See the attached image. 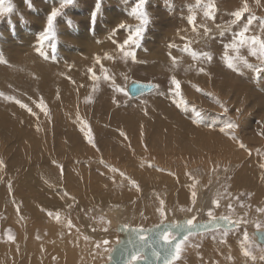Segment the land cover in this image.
Returning <instances> with one entry per match:
<instances>
[{
  "label": "rangeland",
  "instance_id": "rangeland-1",
  "mask_svg": "<svg viewBox=\"0 0 264 264\" xmlns=\"http://www.w3.org/2000/svg\"><path fill=\"white\" fill-rule=\"evenodd\" d=\"M174 1H176V2H174ZM5 2H6V6H7L9 0H5ZM10 2L12 5H14L13 11L11 13L7 14L6 16H0V54H2L4 59L9 63L8 64V63L0 62V73H1L0 74V82H2V83L4 82L3 84L6 83L5 85L8 88H12V86H16V87H14L13 92H10L8 94H4L3 97L0 96V108H1L0 112L3 111L4 113H6L5 111H7V113L9 115H11L12 119L6 120L9 127L12 128V121H14V122L23 123V128L18 132H14L12 129L8 128V129H10V132L13 131V133L11 132L12 136H10V135L8 136V135H6V133L2 134L0 136V138H1L2 136L5 135V137H2L0 140V147H1L0 148V158H2L3 160H5V159L6 160L11 159L12 160V157L14 156L13 154H16V153L22 154V152H24V150H23V146H24L25 147V155H24L25 161L22 164V165H24L27 161V156H26L27 153H29L31 159L33 158V154L35 156L40 157L38 154L40 152H34V153L31 152L29 150V143H27L25 141L26 140L25 136L30 132L33 133V131H30V129L33 126H36L38 122H37V120H32V118L29 114H25V111H27V110L24 108H21L20 105L17 104L14 100H9V99L5 100V98L9 97V96H14V97H16V99L23 101V103H26V101H29V99L32 100L33 102H35V104H36V102H38L39 98L35 94H32L30 97V95H28L30 92V89H26V87H25L26 85L28 86V84L31 85L29 80L32 79V81H34V79H36V77H37V74H35L36 69H35V71H33L35 68V65H36L35 63H37L39 65L38 67H42L43 69H46L47 70L46 72L47 73L49 72L50 74L61 75V73L66 69L64 71V73L61 75L62 80H64L66 75H68V77L75 78V76H71L72 71L74 74H80V73L85 72V70L87 71V69L89 68L85 65L83 60L76 59L77 56H79L81 53L84 54V55L82 54V57L84 59L87 58L86 61L89 60V62L94 63V57L97 54H102L105 51H114V49H115L114 44L109 39L110 31H105L107 34L106 35L105 32L103 33L101 30H106V28H107V30H110V29L116 27V25L121 21H126L129 24L137 23L135 18L130 17L128 15V12H130L131 8L134 7L136 0H103V14H102V16L99 17L98 24L96 25V28H95V26L89 27V24H88L89 19H90L89 15L94 8L95 0H76L75 4L69 5L68 7H66L64 9L63 15L57 18V20H56L57 35L51 41V43L56 44L57 47H56V50L53 51L51 48V45L48 42H45L44 51L47 53L46 57H42L39 53H37L35 51V48L38 46V40H39V36H40L41 32L46 27L47 15L51 12L53 7H59V4L62 2V0H32V4H34V5L31 9L27 7L26 0H10ZM207 2H208V0H149V3L146 5V8H147V11L149 12L151 22H150V25L146 31L145 38L142 41L141 47L136 49V58H137L138 62H132L131 60H129L127 63H125L123 61H118L115 63L111 62V64L113 63L112 68H111V67H108L111 64L107 65V62H108L107 60L103 61L104 65L106 67H108L109 70H113L112 73L115 76L118 75V77H115L116 79H118V80L115 79L116 80L115 83L117 85H119L120 87L127 89L128 90V96H125L123 93L117 92L110 82H107V81L104 82V80H103L100 83L99 87H97V89H99V90H97L94 94L89 95V96L93 97V100L95 103L94 102L93 103L85 102V106H84L81 102L79 103V102L73 101V100H70L67 102L68 103L67 105H69V106L71 105L70 106L71 108H72V106H73V109H75V107H76L78 113H79V110H84L83 114L85 116H81V114L79 113L80 117H83V118L89 120V123L92 126L93 133L95 135L97 147L99 145V147H98L99 152L98 153H100V154L98 156H96L94 154V156H92V157L86 156L87 158H85V157L82 158V156H81L80 160L76 159L74 161L69 162L67 160L72 158L73 155L70 153H68V154L60 153L59 154L60 156H65V158L61 159V161H60V164L63 165V175L62 176L67 175V177H68L69 170L72 168V164H73V166H79L81 170L88 172L90 174V176L92 177L91 180L96 181L93 185H97L99 187V189L102 188L100 186L101 182H104V183L113 182L114 184H117L113 187H110L108 192L105 191L109 196H111L113 198L117 194H120L119 197H121L120 199H115V200H112V201L106 203L109 205V209L111 207L119 209L120 212H119V215L117 218L121 219V220L124 216L123 214L127 213L126 214L128 217V218L126 217L127 219H129L130 216H132L133 217L132 220H130V221L126 220V221H128L129 224L131 222V224L133 225L132 227L134 229L147 230V229H150L154 226L159 225V223L160 224L169 223V219H167V218H169L170 216H173L174 214L176 215V216H174L176 223L183 222L186 224L187 219L191 218L193 213H191V215H187L186 211L180 210L181 208L190 207L191 202L189 204H187L188 206L186 205V207H185L183 205L180 206L178 204L177 198H175L174 200H173V198H172V200L170 198V197H172L171 195H172L173 190H174L173 187H175V179L181 178V177L185 178L187 180V181L184 180L186 183L180 182L177 185H182V184L185 185L186 184L188 187H190V185L192 184L193 181L190 179V177H189V175H187V173H191L192 176H194L199 181V183L197 184L196 190L198 193V197L201 199L204 198L203 202H205V200H207L209 197V194H207V192H209L210 187L214 186L213 188H215L214 194L211 195L212 196L211 197V203H212L214 197L216 196L217 192L224 193V198L221 200L222 205L220 204L221 206L216 207L212 203V207L208 208L207 210H205L203 212V213H205V215H207V212L209 209H212L214 211V214L217 217L224 216V215H230L234 221V224H235V221L237 220L238 217L243 216L247 220L248 225L251 224L253 234H250L249 232H247V230H248V228L246 227L247 223L240 224L239 226H237V224H236L235 226H233L230 229L209 230V231L205 232L202 237H199V235L194 236L189 241V245L192 246V247L190 246V248L193 251H196V253L199 256H201L202 258H207L208 261H212L215 263H217L219 261V256H222L223 259H225V257H226V260L228 261L229 264H254V261L256 263V260L253 261L250 257H244L243 248L241 247V241L243 240V233L247 232L249 235L250 241H251L250 243L247 244V247L249 246L248 248L252 252L253 255H255L257 257L262 256V254L260 255V253H262L261 248L264 249L262 247L263 244L259 243L256 240V235H255L254 231L259 229L256 227L257 222L264 224V213L257 211L258 208H264V197L260 198L258 200H255V201L251 200L250 196H248L242 190V188L235 187V184H237L236 182L233 181L231 183L229 179H231L232 176L236 173H238V174L242 173V170L245 168V166L252 159L254 160L255 166H260V169H262V170L264 169L261 167V165H264V136L260 135V132L264 131V129H263L264 128V115H263L264 114V105L262 104L263 102L262 103L258 102L256 97H255V95L259 96L258 94H260V97H262L264 95L263 94L264 90H262V89H264V87H263L264 86V73H261V75L259 77H257L256 74L253 73L254 71L252 69H248L245 67L241 68V72L243 74H241L240 72H236V71L233 72V70L228 69L226 67L225 63L222 61L223 53L226 50L225 46L227 44H229L231 42V40L233 39V33L239 32L240 28L243 26V23L246 22V19L248 16V14H245V19L240 21L236 25L229 24V22L232 19H234V17L231 15V13L241 6L242 0H226V5L223 4L222 0H215L216 5H217V10L215 13L216 18L214 21H212L211 19L205 18L203 16V11H204L203 5L206 4ZM248 2H249V5H250L252 11L255 13V16L257 19H255L253 21V24L250 26V30L248 33H246V35H261L262 34L261 36L264 37V35H263L264 33L260 32V26H261V24H264V7H256L255 0H248ZM175 3H177V4H175ZM261 3L264 4V0H261ZM46 5H48V6H46ZM83 8H85V10ZM41 10H43V11H41ZM185 10H186V12H185ZM37 11L39 14L37 13ZM72 11H73V13H72ZM193 12H195V14L197 16V24L207 23V26L212 29L211 33H209L208 35H205L202 29L199 31V33H193L192 32V30H191L192 26L188 23L187 17L189 15H192ZM119 14H121V16ZM122 15H124V16H122ZM113 18H114V20L112 21L111 19H113ZM33 19H35V20H33ZM80 19H82V20H80ZM86 19H88V20H86ZM69 20H71L72 23H69L68 22ZM81 21H83V22L80 23ZM109 22H111V23H109ZM106 23H107V25H106ZM64 25H66V26H64ZM82 25L85 26L86 29L85 28L83 29ZM216 25H220L221 29L227 27L229 30L225 31L224 35L221 36V35H219V31L221 29H216L217 28ZM125 31H126V33H124ZM96 32H97V34H96ZM162 32H163V35H162ZM101 33H102V35H101ZM123 33L127 35V29L120 30L117 33L116 37H117L118 41H122L121 38H124ZM165 33L167 36H164ZM80 34L84 35V37L82 36L83 37L82 39H83V41L85 40L86 42L85 41L83 42L82 39H79ZM174 34H175V36H174ZM184 34H186V35H184ZM85 35H86V37H85ZM91 35L92 36L94 35L95 37H97L95 39L94 38L92 39L91 42H93V44L89 42V37ZM157 35H159V36H157ZM23 36H25V37H23ZM180 36H181V38H180ZM116 37H115V39H116ZM182 37H187L188 39L185 40V39H182ZM28 38H31L33 40L32 41L28 40ZM78 40L79 41L81 40L80 42H83L85 44L87 43V44L86 45L84 44V46H83V43L77 42ZM188 41H191V48L193 51H197V52L210 51V52H212V54H213L212 63L211 64H207V63L201 64V61L193 59L191 57L190 53L182 51L184 44L187 43ZM27 42H29V43H27ZM31 42H33V43H31ZM72 42L76 43V44H73ZM88 42L91 45H88L89 44ZM104 42L106 45L102 44ZM171 43H175L176 45H178V47H176V48L168 47V45ZM23 44H24V46H23ZM26 44H29V45H26ZM30 45H32L31 46L32 48L30 47ZM96 45L100 46L99 47L100 49ZM101 45H103V47ZM29 47L31 48L32 51L29 50L30 49ZM66 47L68 49L71 48V49H69L70 51L68 49L64 50ZM73 48L76 50V53H78L77 49L80 48L79 52H81V53L76 54ZM84 49L86 51H84ZM95 49L96 50L98 49V50L96 51ZM26 50L30 51V52L25 54ZM71 50L74 52L72 53ZM88 50H89V52H87ZM65 51H67V52H65ZM228 51H229L230 55L234 54L232 52V50H228ZM23 52H25V53H23ZM68 52H70V53H68ZM152 53H154L155 55H153ZM169 53L171 55H169ZM241 54L247 56L250 63H259L255 57H251L249 55V53L246 49L242 48ZM27 56H28V58H26ZM67 56H69V57H67ZM70 56L73 60L70 59ZM73 56H75V58H73ZM172 56H175L179 62L174 73L170 71V69L172 68V65L170 63ZM163 57L165 58L164 60H166V61L163 60ZM9 58H10V60H9ZM51 60H53V61H51ZM67 61H74L73 65H75V67L69 66ZM52 62H53V64H52ZM19 63H22V64H19ZM62 63H64V66H62L63 65ZM25 64H28L29 67H28V65L25 66ZM82 64H83V66H82ZM55 65H56V69L54 67ZM159 66H161L162 69ZM200 66H204L205 68H207L210 75H204L202 73L199 74L197 69ZM79 67H81L82 69ZM95 67L98 69L97 74L100 75L101 69H100L99 65H96ZM157 67H159V68H157ZM11 69H12V71H11ZM51 69L57 70V72L56 71L53 72ZM122 69H123V71H122ZM163 69H164V71H163ZM116 70H117V72H116ZM126 70H128V72ZM229 70L232 72L230 73ZM121 71L123 72V74L127 75V77H128L127 79H124V75H122ZM224 71H225V73H224ZM3 72H4V74H3ZM13 72H15V74ZM232 73H234V74H232ZM21 74H23V75H21ZM172 74H175L176 77L182 83V95H183L184 99L188 102L187 111H185V109L180 106V104H179L180 97L174 96L173 93L171 91H169L170 75H172ZM189 74H190V76H189ZM191 74H192V76H191ZM6 75L9 76L8 79H5V78H7ZM229 76H230V78H229ZM18 77L23 78V79H21L20 83L21 84L23 82L25 83V85L23 86L25 88V92L17 91V89L20 88V86H21V84H18V80L16 82V78L18 79ZM27 78H29V79L27 80ZM2 79L6 80V81H3ZM37 79H38V77H37ZM207 79H209V80L207 81ZM11 81L13 82V84ZM36 81L38 83L41 80H36ZM36 81H34V82H36ZM72 81H74V80L73 79L69 80V83H68L69 85L68 84H62L63 86L59 85V84L53 85L54 87L51 90H52V93L54 94V99H57V93L54 91L57 88L59 91H66L69 88L70 90L68 89L67 91H71L75 95L78 92L77 89H79V86L76 82L73 83ZM132 81H142L144 83L155 84V85H158L159 88L154 89V90H152V91H150L144 95L132 97L130 95V92H129V89L127 86ZM184 81H186V82H184ZM26 82H28V84ZM55 82L61 83L63 81L57 80ZM232 82H233V84H231ZM89 83L91 84V83H93V81L91 80V82H89ZM221 85H223V86H221ZM194 86H198L199 88L204 89V91L201 92L202 94L200 93V91H196V87L194 88ZM244 86L245 87L249 86L246 89H248L249 92L256 91L257 94H256V92H255V94H251V95L247 94L246 89L243 88ZM84 87L85 86L83 85V88ZM84 89H86V88H84ZM188 90H190V91H188ZM225 90L228 91V94H226L227 91H225ZM27 91H28V93H26ZM36 91H37V89H36ZM219 91H220V94L222 96H220V94L218 95ZM259 91H260V93H259ZM189 92H193V94L192 93L190 94ZM195 92L200 93V94H196V96H195ZM208 93H214L216 96L220 97L222 100L227 101L228 107L230 109L229 113L224 114L220 108L218 109L219 105L214 103L212 96L208 95ZM193 96H195V97H193ZM59 97H61L60 93H59ZM114 97L116 100L120 101L119 105H117L113 102ZM167 97H170V99H167ZM164 99L166 100V108L161 107V109H159L158 106L154 105V104H156V102H158L160 100L163 101ZM242 101H243V103H242ZM145 102H146V105H145ZM4 103H6V104H4ZM77 103H79L80 105ZM213 103H214V106H213ZM238 104H239V106H237ZM69 106H68V108L65 107L63 111L69 109ZM145 106L148 108L147 115H145L143 110H142V108ZM85 107H86V109H85ZM95 107H98V108L95 110ZM182 108H183V110H182ZM236 108L241 109V113L239 114L238 118H237V113L235 112ZM87 109H88L89 113H88ZM164 109H165V111H169L170 113H172L173 116H177V117H173V118L168 117V119H170L171 122L165 123L167 121V116H164V114H163ZM181 110L184 113H182ZM195 111L200 113L201 118L202 117L203 118L208 117V118L207 119L204 118V120H202L203 118L201 119L199 117V120L201 119L200 122H202V123H200V122L197 123L196 121L198 120V118L196 116ZM19 112L22 115H20ZM188 112L191 114H189ZM216 112H217V114H216ZM186 113H188V114H186ZM52 114H53V112L51 110L50 118L53 117ZM60 114L63 115V112H61ZM92 115H93V117H92ZM95 115L97 116V118ZM184 116H185V118L189 117L190 120L192 118L193 122L197 123L196 125L194 123V125L198 128H202L201 130H203V131H206V129H205L206 127L210 129L212 127L211 125H214V127H215V126H218L220 124L222 125V124L226 123V120L238 119V123L240 124V127L238 128L239 130L238 129L235 130L236 134H237V136L239 135L238 137L242 141H244L243 139H245L244 135L247 137L250 136V142L248 144L245 142L244 144L247 145V149H251V155H249V153L246 149H241L238 146V143H236V145H235L236 149L234 151H232V152H221L225 145H224V143L221 142V137H219L218 138L219 139V145L218 146H219V148H220L219 150L221 152L219 155L217 153L213 152L212 153V154H214L213 157H212V155H210L209 158H205V159H201L200 157H196V158L188 157L187 160L181 159V161H180L179 158L181 156L178 154H173V155H171V159H169V161L164 159L165 161L159 162L158 157L154 158L153 154L150 153L148 150L149 143L151 142L150 140H152V137H154L155 135L166 137L169 135L178 134V130H180V129L183 130L185 135L187 134L186 131H189L191 134H195L194 127H193L194 125L190 124L189 122L180 120V118H184ZM76 117H78V115H76ZM73 119H72V116H70V121H72L71 123L72 124L74 123L73 125L76 126V123H75L76 119L75 118H73ZM208 119H210L211 121H214V122H212L210 124L211 121L209 120L210 121L209 122ZM212 119H214V120H212ZM216 120L218 122L220 120V121H222V123H218ZM139 121H141L140 125L138 124ZM203 121L205 122V125H206L205 128L203 127V125H204ZM247 122L249 124L244 128V126L247 124ZM256 123H257V126H256ZM56 124H58V123L56 122ZM77 125L79 126L78 123H77ZM141 125H143L145 127V129L143 127V130H144L143 141H141V138H140ZM74 128H76V127H74ZM1 129H3V128L1 127ZM97 129H98V131H97ZM118 129H122L124 132L127 133V137H128L127 140H125L119 134V132L117 131ZM4 131H6V130H4ZM34 132H36V131H34ZM42 132H46L47 134H50L49 137L54 139L53 143L55 141L54 145L58 144V142H60V139H62L64 137V136H60L61 135L60 133L55 134L54 125H53L52 129L51 128H43ZM179 134H183V133L180 132ZM240 134H243V135L241 136ZM80 135L81 134L77 133V136L80 137ZM165 137H164V139H165ZM39 138H40V135H39ZM8 140L10 141V143ZM40 140L42 141V139H40ZM57 140H59V141H57ZM129 142L131 145L130 147L128 146ZM21 143H23V145ZM73 143L80 146L78 142L75 143V141H74ZM139 144H140V146H138ZM9 145H10V147H9ZM144 145H147V151H145ZM109 146L112 147L111 150H110ZM135 146H137V147H135ZM215 146H216V144H214V147ZM44 148H45V146H44ZM53 148H55V147L52 146L51 150L55 151ZM156 148H158V147H156ZM11 149H13V150L11 151ZM108 149L110 151L109 156L107 155ZM94 150H96V149H94ZM257 150H259V154H258ZM4 151H7V152H4ZM240 154H246L248 156L245 158V160L241 161V160H238V158H243V157H235V156H238ZM103 155H105V156L107 155V157L104 158L105 160L102 159L103 160V163H102L101 158ZM256 155H257V157H256ZM140 156L141 157L143 156V157L141 158ZM82 161H84V162H82ZM7 162H9V161H7ZM67 162H68V164H67ZM133 162H134V164H133ZM77 163L79 165H76ZM115 163H117V165ZM90 164H91V166H90ZM140 164L143 166H141ZM151 164L157 165L156 168L155 167L152 168L150 166ZM162 164L164 167L162 166ZM146 165H149V166H146ZM172 165H173V168H172ZM185 165H187V166H185ZM238 165L242 166L241 170L237 169ZM115 166L117 169L124 172L128 177L135 179L139 183L141 191H136L134 188H132V186L129 185L130 183L127 182L128 180L121 177L119 172L113 173L111 171V168L115 167ZM135 166H137V167L139 166L140 168L141 167H143V168H141L142 169L141 170L139 167L135 168ZM64 167H66L67 170H66V168L64 170ZM97 167H100V170ZM162 167H163V169H165V171L159 172V169H161ZM213 167H215L217 169L215 172L212 171ZM144 168H146V169H144ZM154 168H155V170H153ZM156 169H158V170H156ZM225 169H227V171H225ZM57 170L59 172L58 174L60 175L61 173H60L59 168H57ZM5 171H6V173H5ZM156 171H158V172H156ZM178 171L180 173H178ZM183 171H185V172H183ZM169 172H171V173L176 172V173L173 176V175H170ZM1 173H2V176L0 177V207H1L0 208V264H25L23 262L26 261V259L28 258V255H27V252H26L24 246L27 245L26 243H28V240L33 239V240H38L41 242L46 237L52 235L49 232L50 226L52 227L53 226L52 224L54 222H57V221H55L53 218L47 216V211H54V212L59 211L60 212V211H62V208H59V203H54V202L53 203L52 202L47 203L48 201H45L44 196L40 197L35 192L34 193H35L36 198H32L31 201H29L27 199V196H26V191L23 193H20L15 189V184H16L15 181L20 180L22 183H26L28 185H30L31 181L27 178H25V180H26L25 181L24 176H23V178L17 177L18 175H20V173L19 172L14 173V171H10V169H8L7 165H6V168L1 171ZM101 173H103L104 175ZM113 176L115 178H117L119 181H113V179H112ZM205 177H206V179H205ZM171 180L174 181V185H172L170 183ZM9 182H11V189H9V187H8ZM205 182H207V184ZM127 184H128V186H127ZM142 186H144V187H142ZM254 186H256V185H254ZM225 188L227 189V192H224ZM177 189H180V188L177 186ZM24 190H25V188H24ZM200 191H201V193H200ZM60 192H63V193L67 192L69 194L68 197H69L70 203L72 204V207L68 208L66 206L67 209L64 210V213L67 215L66 219L61 220V222H57V223H66L65 221H67V219L70 218L72 220L73 224L75 225V227H78V225L76 224V221H77L80 224V226L83 227V229L82 228H81V230L77 229L75 231V234H73L72 228L69 229L67 227L64 231H61V232L59 231V232H57V234L53 235L55 237V239L52 241V244H58L60 242L61 238L64 239L65 237H69V242L78 243L80 246H87L89 244L90 248L91 247L93 248V246L95 245L96 242L101 241V240H107L108 244L101 247V249L107 250V252L103 253L101 251L99 257H102L105 260H109L108 258L111 257L109 254V250L114 248V246H115L114 242L116 243L119 241V238L117 241V239H116L117 237H115L113 235V229H112V227L117 225V224H112V225L110 224L111 226L109 224H103L102 225V222L99 219L100 215H103L105 217V219L107 221H109L107 216L105 215L106 213H104V211H101V213H104V214H101L99 212L94 211V210L98 209L95 206L92 208H89L88 206L77 205V203H76L77 197L75 196L76 192L69 189L66 186V183L61 185ZM157 193L159 194V198H163L166 202V219L162 220L159 213L156 212L159 215L158 216L156 214V217H157V219H158V217H160L159 218L160 221H158L159 219L157 220L156 217H154L153 220H151V219L148 220L147 218H151V216L145 215L144 211L148 208H151V206H150L149 202L146 203L145 201L154 200L158 204V202H157L158 197L155 195ZM72 197H74L75 200H72L71 199ZM199 198H197V200ZM3 202L5 205L3 204ZM156 203H155V205H157ZM168 203H170V204H168ZM28 204H31L30 206L32 208H34L33 213H30L29 210H27ZM228 204L232 205V208L235 209L234 212L231 211L228 207H226ZM242 204L246 205V207H241ZM17 205H19V209H20L19 212H17V210H16ZM104 205H105V203H104ZM80 206H82V207H80ZM136 206H137V210H136ZM115 210H112V211H115ZM133 211H135V214H133ZM200 211H201V208H200ZM81 212L86 214V217H88V218L90 217L88 220H86V222H84L82 220L80 222L78 219H73L70 217L71 214H78L79 216H81ZM169 213H170V215H169ZM65 214H62L64 216V218H65ZM129 214H130V216H129ZM180 214L183 216H181ZM256 214H257V216H256ZM152 215H153V213H152ZM168 215H169V217H168ZM200 215L201 214H197L196 218ZM93 216L96 217L95 221L92 219ZM21 217H23V219H21ZM24 218H26V219H24ZM179 218H181V219H179ZM155 219H156V221H155ZM43 221H44V223H43ZM196 221H198V219ZM122 222H123L122 226H125V224H124L125 219ZM94 224L100 225L101 228L107 227L108 228L107 232L112 234V238H107V237L103 236V233L96 235L97 231H96V234H94L93 233L94 231L92 229L93 228L97 229V226L93 227ZM54 225L58 226V224H54ZM108 225H109V227H108ZM41 226L45 227L43 231H41ZM9 228L13 231L12 234L15 235V237H16L15 241H8V239H7V235H8L7 230ZM19 228H20V230H19ZM27 230H29V231H27ZM102 231L103 230H101L100 232H102ZM46 232H47V234H46ZM98 232H99V230H98ZM103 232H105V231H103ZM225 232H227L226 237L222 235ZM41 233H43V234H41ZM26 234H27V238H26ZM172 234L175 235L174 233H172ZM37 235H39V237H40L39 239L36 238ZM43 236H44V238H43ZM86 237H87V239H85ZM97 237L100 239H97L94 242V244L91 245L90 244L91 241ZM213 237H215V239H213ZM224 239H226V241L227 240L228 241L226 243L222 242ZM112 243L114 244V246ZM44 244L40 243L39 247H43ZM197 244H199L198 248L195 247V245H197ZM15 247H17V248H15ZM220 247H223V248H220ZM232 247H233V249H232ZM94 248H96V247L94 246ZM227 248H229V249H227ZM14 249H16L18 251V253ZM44 250H46L45 246L41 250H38L39 255L43 254ZM225 250L226 251L228 250L229 252L228 251L225 252ZM230 250L234 251V252L236 251L237 253L235 252V254H233V253H231ZM33 253H35V257L38 256V254L36 253V250H30L29 254H33ZM185 253H188V251H185L183 253V255ZM104 254H105V256H104ZM263 255H264V252H263ZM31 256H33V255H31ZM99 257H96L94 255V257L90 258V261L97 259ZM39 260H43V259H41V256H40ZM58 260H59L58 256L56 254H54L51 264H58ZM251 261H253V262L251 263ZM261 261H264V260L261 259ZM27 264H29V263H27ZM42 264H44V263H42ZM81 264H84V262H82ZM103 264H106V261Z\"/></svg>",
  "mask_w": 264,
  "mask_h": 264
},
{
  "label": "bare ground",
  "instance_id": "bare-ground-1",
  "mask_svg": "<svg viewBox=\"0 0 264 264\" xmlns=\"http://www.w3.org/2000/svg\"><path fill=\"white\" fill-rule=\"evenodd\" d=\"M223 1V4L224 5H226V0H222ZM110 2V1H109ZM174 2H176V1H174ZM173 2V3H174ZM189 3V2H188ZM192 3V2H191ZM175 4H177V3H175ZM34 5V4H33ZM46 6H48V5H46ZM80 6V5H79ZM189 8V7H188ZM84 10H85V8H83ZM18 10V9H17ZM37 10V9H36ZM41 11H43V10H41ZM74 11V10H73ZM73 11H72V13H73ZM81 11V10H80ZM185 12H186V10H185ZM37 13H38V11H37ZM39 14V13H38ZM70 14V13H69ZM83 14V13H82ZM88 14V13H87ZM16 15V14H15ZM118 15V14H117ZM120 16H121V14H119ZM222 15V14H221ZM43 16V15H42ZM81 16V15H80ZM83 16V15H82ZM90 16V15H89ZM122 16H124V15H122ZM17 17V16H16ZM109 17V16H108ZM117 17V16H116ZM225 17V16H224ZM80 18V17H79ZM86 18V17H85ZM123 18V17H122ZM37 19V18H36ZM40 19V18H39ZM83 19V18H82ZM82 19H80V20H82ZM14 20V19H13ZM33 20H35V19H33ZM41 20V19H40ZM86 20H88V19H86ZM112 21L114 20V18L113 19H111ZM84 21V20H83ZM83 21H81L80 23H82ZM110 21V20H109ZM39 22V21H38ZM36 23V22H35ZM103 23V22H102ZM109 23H111V22H109ZM115 23V22H114ZM66 24V23H65ZM89 24V23H88ZM98 24V23H97ZM100 25V24H99ZM106 25H107V23H106ZM64 26H66V25H64ZM83 26V25H82ZM104 27V26H103ZM110 27V26H109ZM112 27V26H111ZM38 28V27H37ZM36 28V29H37ZM85 28V26H83V29ZM95 28H96V26H95ZM99 28V27H98ZM253 28V27H252ZM82 29V28H81ZM86 29V28H85ZM217 29V28H216ZM38 30V29H37ZM42 30V29H41ZM98 31V30H97ZM103 33L105 32V31H110V30H107V28H106V30H101ZM258 31V30H257ZM89 32V31H88ZM161 32V31H160ZM165 32V31H164ZM169 32V31H168ZM81 33V32H80ZM91 33V32H90ZM124 33H126V31L124 32ZM123 33V34H124ZM158 33V32H157ZM172 33V32H171ZM96 34H97V32H96ZM105 34H106V32H105ZM23 35V34H22ZM88 35V34H87ZM101 35H102V33H101ZM107 35V34H106ZM160 35V34H159ZM159 35H157V36H159ZM162 35H163V32H162ZM161 35V36H162ZM170 35V34H169ZM184 35H186V34H184ZM188 35V34H187ZM262 35V34H261ZM264 35V34H263ZM84 37V35L83 34H80V37H79V39H82L83 37ZM98 36V35H97ZM164 36H167L166 35V33L164 34ZM163 36V37H164ZM174 36H175V34H174ZM23 37H25V36H23ZM27 37V36H26ZM78 37V36H77ZM85 37H86V35H85ZM126 37V34H124V38ZM173 37V36H172ZM188 37V36H187ZM95 39V38H97V37H95L94 35L92 36H90L89 37V42L90 43H92L93 44V42H91L92 41V39ZM101 38V37H100ZM170 38V37H169ZM180 38H181V36H180ZM24 39V38H23ZM26 39V38H25ZM116 39H117V37H116ZM121 39H123V38H121ZM173 39V38H172ZM190 39V38H189ZM28 40H33V39H31V38H28ZM88 40V39H87ZM157 40V39H156ZM81 41V40H80ZM79 40L77 41V42H79V43H83L84 41H83V39H82V41L83 42H80ZM25 42V41H24ZM86 42V41H85ZM88 42V43H89ZM103 42V41H102ZM153 42V41H152ZM156 42V41H155ZM199 42V41H198ZM27 43H29V42H27ZM31 43H33V42H31ZM69 43V42H68ZM73 43V42H72ZM88 44V45H91V44ZM98 43V42H97ZM159 43V42H158ZM71 44V43H70ZM69 44V45H70ZM73 44H76V43H73ZM84 44L85 43H83V46H84ZM87 44V43H86ZM85 44V45H86ZM96 44V43H95ZM102 44H104V45H106L105 44V42L104 43H102ZM26 45H29V44H26ZM25 45V46H26ZM82 45V44H81ZM152 45V44H151ZM9 46V45H8ZM23 46H24V44H23ZM32 45H30V47H31ZM71 46V45H70ZM73 46V45H72ZM94 46V45H93ZM97 46V45H96ZM102 47H103V45H101ZM111 46V45H110ZM158 46V45H157ZM10 47V46H9ZM12 47V46H11ZM15 47V46H14ZM29 47V48H30ZM81 47V46H80ZM89 47V46H88ZM98 48L100 47V46H97ZM113 47V46H112ZM115 47V46H114ZM162 47V46H161ZM16 48V47H15ZM27 48V47H26ZM32 48V47H31ZM31 48L29 49L30 51H32L31 50ZM10 49V48H9ZM14 49V48H13ZM66 49H68L67 47L64 49V50H66ZM69 49H71V48H69ZM68 49V50H69ZM74 49V48H73ZM77 49V48H76ZM80 49V48H79ZM79 49H77L78 50V53H81V52H79ZM100 49V48H99ZM199 49V48H198ZM12 50V49H11ZM25 50V49H24ZM82 50V49H81ZM94 50V49H93ZM96 50V49H95ZM98 50V49H97ZM96 50V51H97ZM160 50V49H159ZM202 50V49H201ZM4 51V50H3ZM30 51H27L26 50V53L25 52H23V53H25V54H27V53H29ZM70 51V50H69ZM72 51V50H71ZM74 51H75V53H76V50L74 49ZM74 51H72V53L74 52ZM84 51H86L85 49H84ZM95 51V52H96ZM200 51V50H199ZM65 52H67V51H65ZM64 52V53H65ZM87 52H89V50L87 51ZM154 52V51H153ZM181 52V51H180ZM32 53V52H31ZM30 53V54H31ZM68 53H70V52H68ZM78 53H76V54H78ZM86 53V52H85ZM155 53V52H154ZM154 53H152L153 55H155ZM5 54V53H4ZM24 54V55H25ZM66 54V53H65ZM82 54L83 53H81L79 56H77V58L76 59H80V60H83L84 61V63H85V65L87 66V67H92L93 65H94V63L92 62H89V60L88 61H86V59H84L83 57H82ZM84 55V54H83ZM88 55V54H87ZM6 56V55H5ZM18 56V55H17ZM26 56V55H25ZM35 56V55H34ZM76 56V55H75ZM75 56H73V58H75ZM67 57H69V56H67ZM86 57V56H85ZM94 57V56H93ZM26 58H28V56L26 57ZM34 58V57H33ZM19 59V58H18ZM24 59V58H23ZM70 59H72L71 58V56H70ZM165 58L163 57V60H164ZM9 60H10V58H9ZM25 60V59H24ZM28 60V59H27ZM36 60V59H35ZM73 60V59H72ZM15 61V60H14ZM51 61H53V60H51ZM62 61V60H61ZM76 61V60H75ZM91 61V60H90ZM164 61H166V60H164ZM13 62V61H12ZM11 62V63H12ZM21 62V61H20ZM29 62V61H28ZM63 62V61H62ZM73 62L74 61H67V63H68V65L69 66H74L75 67V65H73ZM77 62V61H76ZM107 62V61H106ZM253 62V61H252ZM8 63V62H7ZM10 63V64H11ZM15 63V62H14ZM39 63V62H38ZM58 63V62H57ZM61 63V62H60ZM83 63V62H82ZM9 64V63H8ZM13 64V63H12ZM11 64V65H12ZM19 64H22V63H19ZM36 65H35V68H34V70L33 71H35V69H36V73L35 74H37V77H38V79H37V77H36V79H34V81H36V80H41V81H39L38 83L40 84H38L37 83V81L36 82H34V81H32V79L31 80H29V82L31 83V85H29L28 84V82H26L27 84H28V86L26 85L25 87H26V89H30V92H29V94L28 95H30V97H31V95L32 94H35L38 98H40L41 96H43V98H44V100L47 102V104H48V106H49V108H50V110H52V112H53V117H46L42 112H40V109L39 108H37L36 107V104H35V102H33L32 100H30L29 99V101H26V104H28L30 107H32L33 108V110L34 111H36L37 113H38V115H39V120H37L35 117H33V116H31V114L30 113H28L27 111H25V114H29L30 116H31V118H32V120H37V125H39V127H40V131H37V125L36 126H33L31 129H30V131H33V133L32 132H30V133H28L26 136H25V141L27 142V143H29V150L31 151V152H40V153H38L39 154V156L40 157H38V156H35L33 153V158L31 159L30 158V155H29V153H27V161H26V163L24 164V165H22L23 163H24V161H25V147L23 146V150H24V152H22V154H18V153H16V154H13L14 156L12 157V160L10 159V160H4L5 161V164L7 165V167H8V169H10V171H14V173L15 172H19L20 173V175H18L17 177H19V178H23V176H24V180H25V178H27V179H29L30 181H31V183H30V185H28V184H26V183H22L20 180H18V181H15L16 182V184H15V189L18 191V192H20V193H23V192H25L26 191V196H27V199L29 200V201H31V199L32 198H36V196H35V193L36 194H38V196H40V197H45V201H48L47 203H49V202H54V203H59V208H62V211H60L61 212V220H65L66 219V217H67V215L64 213V210L65 209H67L66 208V206L70 203V200H69V197L68 196H65V198L64 199H61L60 197L64 194L63 192H60V189H61V185H63L64 183H66V186L69 188V189H71L72 191H75L76 193H75V196L77 197V199H76V203H77V205H82V206H88L89 208H92V207H96V208H98V209H96V210H94V211H96V212H99V213H101V211H104V213H106L105 215L107 216V218H108V220L111 222L110 224L112 225V224H117V225H115V226H113L112 227V229H113V235L115 236V237H117L116 239H117V241H118V238H119V241L118 242H114V244H115V246H118L119 244H121V242H123V239H122V237H123V234H122V229H129V228H132V224H131V222H130V224L128 223V221H130V220H132V216H130V214H129V216H130V218L129 219H127L128 217H127V211L125 212L126 214H123L124 216H123V218H122V220L121 219H118L117 217H118V215H119V209H117V208H110L109 209V205L108 204H106V203H108V202H110V201H112V200H115V199H120L121 197H119L120 196V194H117L114 198L113 197H111V196H109L106 192H108V190L110 189V187H113V186H115V185H117V184H114L113 182H111V183H104V182H101L100 183V186L102 187L101 189H99V187L97 186V185H93L96 181H94V180H91L92 179V177L90 176V174L88 173V172H85V171H83V170H81L80 169V167L79 166H73V164H72V168L69 170V175H68V177H67V175H65V176H62L61 174L59 175L58 173V170H57V165H55V164H53L52 163V161L53 160H55V161H57L58 162V164H60V161H61V159H63V158H65V156H60L59 154L60 153H66V154H68V153H70V154H72L73 156H72V158H70V159H68L67 161H69V162H71V161H74V160H76V159H78V160H80V157L82 156V158H87L86 156H94V154L96 155V156H98L100 153H98V152H96V150H94L93 149V147L90 145V144H88V142L86 141V139L84 138V136H83V133H81L80 132V130H79V126L77 125V122H75L76 123V126H74L71 122L72 121H70V116H72V119L73 118H75L76 120L75 121H77V117H76V115H78L79 117H80V114H81V116H85L83 113H84V110H79V113L77 112V109H76V107H75V109H73V106H72V108L69 106V105H67L68 103V101H70V100H73V101H77V102H81L84 106H85V102H86V98L89 96V95H91V94H94L97 90H99V89H97L95 92H93V90H92V84L93 83H89V82H91V74L90 73H88L86 70H85V72H83V73H80V74H74L73 73V71L71 72V76H75V78H72L71 77V79H73L77 84H78V86H79V90H78V92L74 95L71 91H59L58 90V88L57 89H55L54 91L57 93V91L60 93V98L59 99H54V94L52 93V88L54 87L53 85H57V84H59V85H62V84H68L69 83V80H68V75H66V77H65V81L64 80H62V78H61V75L64 73V71L66 70H64L62 73H61V75H57V74H50L49 72L47 73L46 71V69H43L42 67H38L39 65L37 64V63H35ZM52 64H53V62H52ZM63 65L62 66H64V63H62ZM109 64H111V62L110 61H108L107 62V65H109ZM26 65H28V64H25V66ZM59 65V64H58ZM84 65V66H85ZM112 65H113V63L111 64V65H109L108 67H111L112 68ZM42 66V65H41ZM60 66V65H59ZM67 66V65H66ZM82 66H83V64H82ZM85 66V67H86ZM96 66V65H95ZM158 66V65H157ZM28 67H29V65H28ZM55 67V69H56V65L54 66ZM73 67V68H74ZM77 67V66H76ZM160 68H161V66H159ZM159 67H157V68H159ZM165 67V66H164ZM163 67V68H164ZM47 68V67H46ZM59 68V67H58ZM79 68H81V67H79ZM96 68V67H95ZM166 68V67H165ZM18 69V68H17ZM28 69V68H27ZM54 69V68H53ZM53 69H51L53 72L54 71H56L57 72V70H53ZM62 69V68H61ZM82 69V68H81ZM162 69V68H161ZM6 70V69H5ZM22 70V69H21ZM20 70V71H21ZM73 70V69H72ZM79 70V69H78ZM84 70V69H83ZM168 70V69H167ZM2 71V70H1ZM11 71H12V69H11ZM18 71V70H17ZM25 71V70H24ZM32 71V72H33ZM49 71V70H48ZM68 71V70H67ZM71 71V70H70ZM82 71V70H81ZM96 71H98V69L96 68ZM112 71L113 70H110V72L112 73ZM122 71H123V69H122ZM121 71V72H122ZM127 72H128V70H126ZM154 71V70H153ZM163 71H164V69H163ZM169 71V70H168ZM19 72V71H18ZM26 72V71H25ZM52 72V73H53ZM55 72V73H56ZM78 72V71H77ZM116 72H117V70H116ZM125 72V71H124ZM229 72L231 73L232 71H230L229 70ZM234 72V71H233ZM246 72V71H245ZM6 73V72H5ZM9 73V72H8ZM7 73V74H8ZM14 74H15V72H13ZM20 73V72H19ZM119 73V72H118ZM189 73V72H188ZM224 73H225V71H224ZM227 73V72H226ZM254 73V72H253ZM1 74V73H0ZM3 74H4V72H3ZM18 74V73H17ZM34 74V73H33ZM100 74H101V72H100ZM117 74V73H116ZM122 74H123V72H122ZM200 74V73H199ZM232 74H234V73H232ZM9 75V74H8ZM21 75H23V74H21ZM195 75V74H194ZM229 75V74H228ZM250 75V74H249ZM7 76V75H6ZM189 76H190V74H189ZM191 76H192V74H191ZM199 76V75H198ZM227 76V75H226ZM235 76V75H234ZM237 76V75H236ZM4 77V76H3ZM8 77L9 76H7V78H5V79H8ZM28 77V76H27ZM115 77H118V75L117 76H115ZM121 77V76H120ZM223 78V77H222ZM229 78H230V76H229ZM250 78V77H249ZM21 79H23V78H21V77H18V79L16 78V82H17V80H18V84H21L20 82H21ZM29 78H27V80H28ZM120 79V78H119ZM203 79V78H202ZM211 79V78H210ZM236 79V78H235ZM261 79V78H260ZM259 79V80H260ZM3 80V79H2ZM1 80V81H2ZM14 80V79H13ZM26 80V81H27ZM57 80H61V81H63V82H59V83H56L55 81H57ZM116 80H118V79H116ZM115 80V81H116ZM182 80V79H181ZM209 79H207V81H208ZM262 80V79H261ZM3 81H6V80H3ZM9 81V80H8ZM103 81V79H101L99 82H98V87H99V85H100V83ZM213 81V80H212ZM231 81V80H230ZM256 81V80H255ZM12 82V81H11ZM10 82V83H11ZM34 82V83H33ZM105 82V81H104ZM119 82V81H118ZM133 82H138V83H144V82H142V81H132V82H130L127 86H128V89H129V87H130V85H131V83H133ZM184 82H186V81H184ZM196 82V81H195ZM210 82V81H209ZM225 82V81H224ZM236 82V81H235ZM234 82V83H235ZM260 82V81H259ZM4 83V82H3ZM2 82H0V91L2 92V93H4V94H8V93H10V92H13L14 91V87H16V86H12V88H8L5 84H3ZM9 84V83H8ZM12 84H13V82H12ZM147 84H149V83H147ZM185 84V83H184ZM231 84H233V82L231 83ZM15 85V84H14ZM25 85V83L23 82L22 84H21V86H20V88H18L17 89V91H20V92H25V88L23 87ZM69 85V84H68ZM80 85H82V87L80 86ZM83 85L85 86L84 88H86V89H84L83 88ZM109 85V84H108ZM11 86V85H10ZM18 86V85H17ZM63 86V85H62ZM61 86V87H62ZM189 86V85H188ZM221 86H223V85H221ZM251 86V85H250ZM263 86V85H262ZM60 87V88H61ZM231 87V86H230ZM249 86H244L243 88H248ZM259 87V86H258ZM264 87V86H263ZM56 88V87H55ZM65 88V87H64ZM195 88V87H194ZM36 89H37V91H36ZM63 89V88H62ZM61 89V90H62ZM115 89V88H114ZM12 90V91H11ZM16 90V89H15ZM70 90V89H69ZM127 90V89H126ZM154 90V89H153ZM164 90V89H163ZM162 90V91H163ZM187 90V89H186ZM262 90H264V89H262ZM29 91V90H28ZM28 91L26 92V93H28ZM128 91V90H127ZM188 91H190V90H188ZM197 91V90H196ZM225 91H227V90H225ZM238 91V90H237ZM194 92V91H193ZM193 92H189L190 94L192 93L193 94ZM211 92V91H210ZM255 92L256 91H251V92H249L248 91V89H246V93L247 94H249V95H251V94H255ZM42 93V94H41ZM201 93V92H200ZM200 93H196L195 92V96H196V94H200ZM259 93H260V91H259ZM23 94V93H22ZM202 94V93H201ZM220 94V91H219V93H218V95ZM226 94H228V91L226 92ZM244 94V93H243ZM256 94H257V92H256ZM264 94V93H263ZM262 94V95H263ZM27 95V94H26ZM151 95V94H150ZM166 95V94H165ZM170 95V94H169ZM246 95V94H245ZM259 96H257V95H255V97H256V99H257V101L258 102H263L262 104L264 105V95L262 96V97H260V94H258ZM47 96V97H46ZM195 96H193V97H195ZM220 96H222L221 94H220ZM242 96V95H241ZM240 96V97H241ZM1 97H3V96H1ZM25 97V96H24ZM187 97V96H186ZM192 97V98H193ZM33 98V97H32ZM239 98V97H238ZM237 98V99H238ZM242 98V97H241ZM262 98V99H261ZM167 99H170V97H167ZM5 100H7L6 98H5ZM34 100V99H33ZM38 100V99H37ZM157 100V99H156ZM159 100V99H158ZM165 100V99H164ZM162 101V100H160V101H158V102H156V104H154V105H156V106H158V108L159 109H161V107H164V108H166V100L165 101ZM255 100V99H254ZM262 100V101H261ZM35 101V100H34ZM171 101V100H170ZM79 103H77V104H79ZM95 103V102H94ZM194 103V102H193ZM242 103H243V101H242ZM4 104H6V103H4ZM72 104V103H71ZM195 104V103H194ZM245 104V103H244ZM80 105V104H79ZM88 105V104H87ZM7 106V105H6ZM68 106H69V109H67V110H65V111H63L64 110V108L66 107V108H68ZM83 106V107H84ZM96 106V105H95ZM213 106H214V103H213ZM237 106H239V104L237 105ZM81 107V106H80ZM82 107V108H83ZM87 107V106H86ZM86 107H85V109H86ZM252 107V106H251ZM94 108V107H93ZM98 107H95V110L97 109ZM215 108V107H214ZM1 109V108H0ZM80 109V108H79ZM158 109V110H159ZM193 109V108H192ZM200 109V108H199ZM218 109H219V107H218ZM3 110V109H2ZM182 110H183V108H182ZM181 110V112L182 113H184L183 111ZM258 110V109H257ZM5 111V110H4ZM87 111H88V109H87ZM193 111V110H192ZM212 111V110H211ZM6 113H4L3 111L2 112H0V136L2 135V134H5L6 133V135H10V136H12V133H13V131L14 132H18V131H20L22 128H23V123H21V122H14V121H12V128L11 127H9V125L7 124V122H6V120H11L12 118H11V115H9L8 113H7V111H5ZM61 112H63V115H61L60 113ZM91 112V111H90ZM196 112V111H195ZM88 113H89V111H88ZM95 113V112H94ZM101 113V112H100ZM189 113V112H188ZM188 113H186V114H188ZM193 113V112H192ZM208 113V112H207ZM19 114H20V112H19ZM86 114V113H85ZM163 114H164V116H167V121L165 122V123H170L171 122V120L170 119H168V117H177V116H173L172 115V113H170L169 111H165V109L163 110ZM189 114H191V113H189ZM195 114V113H194ZM216 114H217V112H216ZM20 115H22V114H20ZM207 115V114H206ZM264 115V114H263ZM91 116V115H90ZM96 116V115H95ZM217 116V115H216ZM225 116V115H224ZM89 117V116H88ZM92 117H93V115H92ZM103 117V116H102ZM194 117V116H193ZM96 118H97V116H96ZM171 118V119H172ZM196 118V117H195ZM194 118V119H195ZM201 118V117H200ZM203 118V117H202ZM201 118V119H202ZM204 118H206V117H204ZM204 118L202 119V120H204ZM208 118V117H207ZM206 118V119H207ZM212 118V117H211ZM252 118V117H251ZM140 119V118H139ZM142 119V118H141ZM179 119V118H178ZM199 119V118H198ZM201 119L199 120V122L201 121ZM74 120V119H73ZM145 120V119H144ZM180 120H182V121H186V122H189L190 124H192V125H194V123H195V125L197 124L196 122H193V119L191 118V120H190V118L188 117V118H185V116H184V118H180ZM210 119H208V121H209ZM212 120H214V119H212ZM259 120V119H258ZM89 121V120H88ZM99 121V120H98ZM207 121V122H208ZM211 121V120H210ZM209 121V122H210ZM217 121V120H216ZM229 120H226V122H228ZM255 121V120H254ZM33 122V121H32ZM56 122L58 123V124H56ZM74 122V121H73ZM141 121H139L138 122V124L140 125L141 123H140ZM212 122H214V121H211L210 122V124L212 123ZM218 122V121H217ZM97 123V122H96ZM200 123H202V122H200ZM203 123H204V125H205V122L203 121ZM218 123H222V121H220L219 120V122ZM254 123V122H253ZM151 124V123H150ZM249 123L247 122V124L244 126V128L248 125ZM53 125H54V128H55V134H57V133H60L61 135L60 136H64L62 139H60V142H58V144H56V145H54V143H55V141H54V143H53V140L54 139H52V138H50L49 137V135L50 134H47L46 132H42V129L43 128H51L52 129V127H53ZM149 125V124H148ZM193 126L194 127V131H195V134H191L189 131H186L187 132V134L185 135L184 134V132H183V130H178V134H174V135H169V136H164L165 137V139H164V137L163 136H154V137H152V140H150L151 142L149 143V147H148V150H149V152L150 153H152L153 154V156H154V158L155 157H158V161L159 162H163V161H165V160H167V161H169V159H171V155H173V154H178V155H180L181 157L179 158V160L181 161V159L182 160H187L188 159V157H191V158H196V157H200L201 159H205V158H209L210 157V155H212V157H213V155L214 154H212L213 152L214 153H217L218 155L221 153V152H232V151H234L236 148H235V145H236V142H234L233 140H231L228 136H226L225 134H223V133H221L220 131H219V129H220V127H222L223 126V124L221 125H218V126H215L214 127V125H211L210 127V129L209 128H207L206 127V125L204 126L203 125V127L206 129V131H203V130H201L202 128H198V127H196V126ZM200 125V124H199ZM202 125V124H201ZM216 125V124H215ZM76 127V128H74V127ZM256 126H257V123H256ZM1 127L3 128V129H1ZM144 127V126H143ZM148 127V126H147ZM201 127V126H200ZM8 128H10V129H12L13 131H11L10 132V129H8ZM144 129H145V127H144ZM250 129V128H249ZM264 129V128H263ZM4 130H6V131H4ZM237 130V129H236ZM239 130V129H238ZM34 131H36V132H34ZM60 131V132H59ZM62 131V132H61ZM97 131H98V129H97ZM180 132H182L183 134H179ZM77 133L78 134H81L80 135V137L79 136H77ZM39 135H40V138H39ZM104 135V134H103ZM241 136L243 135V134H240ZM149 136V135H148ZM239 136V135H238ZM2 137H5V135L4 136H2ZM1 137V138H2ZM56 137V136H55ZM58 137V136H57ZM219 137H221V142L222 143H224V148H223V150L220 152V148H219ZM1 138H0V140H1ZM7 138V137H6ZM9 138V137H8ZM59 138V137H58ZM244 138L245 139H243L244 141V143L246 142L247 144L250 142V136H245L244 135ZM10 139V138H9ZM12 139V138H11ZM40 139H42V141L40 140ZM121 139V138H120ZM45 142H44V141ZM63 142H62V141ZM9 141V140H8ZM57 141H59V140H57ZM75 141V143L76 142H78L79 143V145L80 146H78L77 144H74L73 142ZM123 141V140H122ZM138 141V140H137ZM86 142V143H85ZM139 142V141H138ZM9 143H10V141H9ZM64 143V144H63ZM137 143V142H136ZM22 145H23V143H21ZM141 144V143H140ZM140 144L138 145V146H140ZM214 144H216V146L214 147ZM14 145V144H13ZM112 145V144H111ZM137 145V144H136ZM44 146H45V148H44ZM52 146H54L55 148H53L55 151H53V150H51V148H52ZM155 146V147H154ZM9 147H10V145H9ZM98 147H99V145H98ZM107 147V146H106ZM110 147V146H109ZM135 147H137V146H135ZM156 147H158V148H156ZM1 148V147H0ZM8 149V148H7ZM14 149V148H13ZM13 149H11V151L13 150ZM112 149V147H110V150ZM134 149V148H133ZM4 150V149H3ZM143 150V149H142ZM4 152H7V151H4ZM136 152V151H135ZM142 152V151H141ZM9 153V152H8ZM109 153H110V151H109V149H108V151H107V155L109 156ZM126 153V152H125ZM247 153V152H246ZM10 154V153H9ZM3 155V154H2ZM107 155L105 156V155H103L102 156V159H104V158H106L107 157ZM127 155V154H126ZM147 156V155H146ZM248 155H246V154H240V155H238V156H235V157H243V158H238V160H241V161H243V160H245V158L247 157ZM3 157V156H2ZM5 157V156H4ZM8 157V156H7ZM141 157V156H140ZM143 157V156H142ZM141 157V158H142ZM220 157V156H219ZM256 157H257V155H256ZM6 158V157H5ZM9 158V157H8ZM150 159V158H149ZM165 159V160H164ZM214 159V158H213ZM217 159V158H216ZM220 159V158H219ZM32 160V161H31ZM77 160V161H78ZM84 160V159H83ZM86 160V159H85ZM105 160V159H104ZM7 161H9V162H7ZM76 161V162H77ZM175 161V160H174ZM179 161V162H180ZM189 161V160H188ZM222 161V160H221ZM82 162H84V161H82ZM117 162V161H116ZM89 163V162H88ZM122 163V162H121ZM132 163V162H131ZM142 163V162H141ZM149 163V162H148ZM66 164V163H65ZM67 164H68V162H67ZM75 164V163H74ZM116 165H117V163H115ZM133 164H134V162H133ZM137 164V163H136ZM143 164V163H142ZM145 164V163H144ZM245 164V163H244ZM247 164V163H246ZM76 165H79L78 163L76 164ZM84 165V164H83ZM112 165V164H111ZM127 165V164H126ZM139 165V164H138ZM141 165V164H140ZM228 165V164H227ZM71 166V165H70ZM82 166V165H81ZM90 166H91V164H90ZM94 166V165H93ZM130 166V165H129ZM142 166V165H141ZM146 166H149V165H146ZM157 166V165H156ZM162 166H163V164H162ZM177 166V165H176ZM185 166H187V165H185ZM116 167V166H115ZM126 167V166H125ZM124 167V168H125ZM137 166H135V168H136ZM139 167V166H138ZM137 167V168H138ZM164 167V166H163ZM162 167V168H163ZM180 167V166H179ZM241 167L242 166H237V169H240L241 170ZM65 168L66 167H64V170H65ZM97 168H99V170H100V167H97ZM119 168V167H118ZM140 168V167H139ZM141 168H143V167H141ZM140 168V169H141ZM153 168V167H152ZM151 168V169H152ZM156 168V167H155ZM155 168L153 169V170H155ZM172 168H173V165H172ZM127 169V168H126ZM144 169H146V168H144ZM190 169V168H189ZM243 169V168H242ZM66 170H67V168H66ZM128 170V169H127ZM142 170V169H141ZM156 170H158V169H156ZM172 170V169H171ZM264 170V169H263ZM262 169H260V166H255V164H254V160L252 159L246 166H245V168L242 170V173H240V174H238V173H236V174H234L233 176H232V178L231 179H229L230 180V182L232 183L233 181L234 182H236L237 184H235V187H240V188H242V190L248 195V196H250V199L251 200H258V199H260V198H263L264 197V171H263ZM121 171V170H120ZM132 171V170H131ZM173 171V170H172ZM181 171V170H180ZM65 172V171H64ZM145 172V171H144ZM156 172H158V171H156ZM160 172V171H159ZM183 172H185V171H183ZM5 173H6V171H5ZM99 173V172H98ZM118 173V172H117ZM167 173V172H166ZM170 173V172H169ZM176 173V172H175ZM178 173H180L179 171H178ZM101 174H103V173H101ZM144 174V173H143ZM104 175V174H103ZM2 176V173H1V171H0V177ZM120 177V176H119ZM146 178V177H145ZM210 178V177H209ZM202 179V178H201ZM205 179H206V177H205ZM187 181L185 178H183V177H181V178H176L175 179V187H173L174 188V190H173V193H172V197H170L171 198V200H172V198H173V200L175 199V198H177V201H178V204L180 205V206H185L186 207V205L187 204H189L190 202H191V188L190 187H188L186 184L185 185H177V184H179L180 182H182V183H184L185 181ZM26 181V180H25ZM115 181H119L117 178H115ZM210 181V180H209ZM128 182V181H127ZM116 183V182H115ZM119 183V182H118ZM126 183V182H125ZM170 183L172 184V185H174V181L173 180H171L170 181ZM186 183V182H185ZM206 184H207V182H205ZM130 185V184H129ZM254 185H256V186H254ZM127 186H128V184H127ZM166 186V185H165ZM177 186L180 188V189H177ZM213 186V185H212ZM228 186V185H227ZM142 187H144V186H142ZM214 187V186H213ZM213 187H210L209 188V192H207V194H209V197H208V199L207 200H205V202H203L204 200V198L203 199H201V198H199L198 200H197V203H196V205H195V209H196V211H195V214L197 215V214H201L200 216H198L197 218H196V220L198 219V221H195L196 222V226L197 225H202V224H207V223H209L210 221H211V217H209V216H207V215H205V213H203L205 210H207L208 208H210V207H212V203H211V195L212 194H214V192H215V188H213ZM226 187V186H225ZM24 188H25V190H24ZM155 188V187H154ZM147 189V188H146ZM236 189V188H235ZM260 189V190H259ZM106 191V192H105ZM176 191V192H175ZM231 191V190H230ZM32 192V193H31ZM35 192V193H34ZM117 192V191H116ZM163 193V192H162ZM171 193V192H170ZM200 193H201V191H200ZM214 197V196H213ZM57 198V199H56ZM169 198V199H170ZM146 199V198H145ZM144 199V200H145ZM150 199V198H149ZM213 199V198H212ZM16 200V199H15ZM176 201V200H175ZM224 201V200H223ZM14 202V201H13ZM17 202V201H16ZM146 203L147 202H149V204H150V206H151V208H148V209H146L145 211H144V214L145 215H147V216H151V218H147L148 220L149 219H151V220H153V218L154 217H156V211H155V208L157 207V205H155V201L154 200H151V201H145ZM154 202V203H153ZM158 202V201H157ZM222 202V201H221ZM46 203V204H47ZM104 203H105V205H104ZM226 203V202H225ZM3 204H4V202H3ZM115 204V203H114ZM134 204V203H133ZM157 204V203H156ZM168 204H170V203H168ZM5 205V204H4ZM31 204H28V207H27V210H29V212L30 213H33L34 212V208H32L31 206H30ZM128 205V204H127ZM176 205V204H175ZM191 205V204H190ZM222 205V204H221ZM220 205V206H221ZM82 206H80V207H82ZM121 206V205H120ZM188 206V205H187ZM224 206V205H223ZM79 207V208H80ZM119 207V206H118ZM227 207V206H226ZM252 207V206H251ZM250 207V208H251ZM1 208V207H0ZM177 208V207H176ZM200 208H201V211H200ZM22 209V208H21ZM116 209V210H115ZM121 209V208H120ZM133 209V208H132ZM227 209V208H226ZM112 210H115V211H112ZM130 210V209H129ZM136 210H137V206H136ZM132 211V210H131ZM228 211V210H227ZM18 212V211H17ZM45 213V212H44ZM104 213H101V214H104ZM152 213H153V215H152ZM187 213V215H191V213H188V212H186ZM62 214H65V218H64V216L62 215ZM90 214V213H89ZM121 214V213H120ZM133 214H135V211H133ZM122 215V214H121ZM158 215V214H157ZM169 215H170V213H169ZM169 215H168V217H169ZM181 215V214H180ZM48 216V215H47ZM159 216V215H158ZM174 216H176L175 214L173 215V216H170L169 218H167V219H169V224H171L172 226H175L177 223H176V221H175V219H174ZM181 216H183V215H181ZM256 216H257V214H256ZM70 217L71 218H73V219H78L80 222H81V220L82 221H84V222H86V220H88L89 218L88 217H86V214H84L83 212H81V216H79L78 214H71L70 215ZM94 217V216H93ZM127 217V218H126ZM160 217H158V219H159ZM24 219H26V218H24ZM125 219V222H124V224H125V226H122L123 225V220ZM156 219H157V217H156ZM156 219H155V221H156ZM157 219V220H158ZM177 219V218H176ZM179 219H181V218H179ZM183 219V218H182ZM50 220V219H49ZM106 220V219H105ZM126 220H128V221H126ZM147 220V221H148ZM26 221V220H25ZM95 221V220H94ZM107 221V220H106ZM158 221H160V219L158 220ZM166 221V220H165ZM232 221H233V219H232ZM66 222V221H65ZM88 222V221H87ZM114 222V223H113ZM178 222V221H177ZM250 222V221H249ZM43 223H44V221H43ZM42 223V224H43ZM133 223V222H132ZM145 223V222H144ZM14 224V223H13ZM54 224H58V226H56V225H54ZM76 224L78 225V227H75V228H72V232H73V234H75V231L77 230V229H79V230H81V228L83 229V227H81L80 226V224L76 221ZM158 224V223H157ZM185 224V223H184ZM233 224V226H235L236 225V223L234 224V221L230 224V225H232ZM53 226L51 227L50 225V229H49V232L52 234L51 236H48V237H46L43 241H38V240H33V239H30L29 237V239L30 240H28V243H26L27 245L26 246H24L25 247V250H26V252H27V255H28V258L26 259V261L25 262H23V263H25V264H27V263H29V264H42V263H44V264H51L52 263V258H53V256H54V254H56L57 256H58V258H59V260H58V264H81L82 262H84V264H103L105 261H106V264H108V263H110L111 262V257L110 258H108L109 260H105V259H103L102 257H99V255H100V253H101V251L103 252V253H105V252H107V250H103V249H97V248H94V246H93V248L91 247L90 248V245L88 244L87 246H80L78 243H73V242H69V237H65L64 239H62L61 238V240H60V242L58 243V244H52V241L55 239V237L53 236V235H55V234H57V232H61V231H64L66 228H67V223H57V222H54L53 224H52ZM87 225V224H86ZM110 225V226H111ZM159 225H160V223H159ZM159 225H157V226H159ZM186 225V224H185ZM39 226V225H38ZM97 226V229H96V231H97V234H96V231H94L93 233L94 234H96V235H98V234H102L103 233V236H105V237H107V238H112V234H110L109 232H100L101 230H102V228H101V226L100 225H98V224H94L93 225V227H96ZM145 226V225H144ZM108 227H109V225H108ZM154 227H156V226H154ZM246 227L248 228V230H247V232H249L250 234H253V230H252V226H251V224H249L248 225V223L246 224ZM44 226H41V231H43L44 230ZM100 228V229H99ZM153 228V227H152ZM17 229V228H16ZM22 229V228H21ZM27 229V228H26ZM219 229H222V228H219ZM229 229V228H228ZM19 230H20V228H19ZM98 230H99V232H98ZM142 230V229H141ZM144 230V229H143ZM259 231H263L264 232V228H259L258 229ZM27 231H29V230H27ZM256 231V230H255ZM254 231V232H255ZM13 232V231H12ZM21 232V231H20ZM207 232V231H206ZM229 232V231H228ZM23 233V232H22ZM204 233L205 232H199V233H192V235L189 237V241L194 237V236H196V235H199V237H202L203 235H204ZM41 234H43V233H41ZM46 234H47V232H46ZM195 234V235H194ZM207 234V233H206ZM21 235V234H20ZM19 235V236H20ZM24 235V234H23ZM29 236V235H28ZM31 236V235H30ZM46 236V235H45ZM102 236V237H103ZM251 236V235H250ZM254 236V235H253ZM42 237V236H41ZM64 237V236H63ZM255 237V236H254ZM19 238V237H18ZM23 238V237H22ZM26 238H27V234H26ZM34 238V237H33ZM43 238H44V236H43ZM204 238V237H203ZM225 238V237H224ZM97 239H100V238H95L94 240H92L91 241V245H93L94 244V242L97 240ZM199 239V238H198ZM228 239V238H227ZM255 239V238H254ZM41 240V239H40ZM50 240V241H49ZM19 241V240H18ZM228 241V240H227ZM22 242V241H21ZM99 242V241H98ZM232 242V241H231ZM40 243H45L44 245H43V247L45 246V248H46V250H44L43 251V254H40L39 255V252H38V250H41L43 247H39V245H40ZM220 243V242H219ZM230 243V242H229ZM113 244V243H112ZM114 244H113V246H114ZM191 244V243H190ZM17 245V244H16ZM15 245V246H16ZM42 245V244H41ZM12 246V245H11ZM115 246H114V248L113 249H110L109 250V254H110V256H111V254L113 253V251L115 250ZM190 246L191 245H189V242H188V244H187V246H186V248H185V250H184V252L185 251H188V253H185L184 255H183V253H182V255H181V258H180V260H178V261H175L174 262V264H217V263H215V262H212V261H208L207 260V258H202L201 256H199L197 253H196V251H193L191 248H190ZM194 246V245H193ZM227 246V245H226ZM225 246V247H226ZM236 246V245H235ZM192 247V246H191ZM249 247V246H248ZM251 247V246H250ZM262 247L264 248V245H262ZM7 248V247H6ZM12 248V247H11ZM15 248H17V247H15ZM220 248H223V247H220ZM8 249V248H7ZM227 249H229V248H227ZM232 249H233V247H232ZM239 249V248H238ZM262 249V248H261ZM14 250H16V249H14ZM30 250H36V253L38 254V256H36L35 257V253H33V254H29V252H30ZM12 251V250H11ZM17 251V250H16ZM228 251V250H227ZM226 250H225V252H227ZM231 251V250H230ZM257 251V250H256ZM223 252V251H222ZM229 252V251H228ZM236 252V251H235ZM235 252L234 251H231V253H233V254H235ZM7 253V252H6ZM10 253V252H9ZM14 253V252H13ZM17 253H18V251H17ZM237 253V252H236ZM259 253V252H258ZM257 253V254H258ZM50 254V255H49ZM263 255V252L262 253H260V255ZM31 255H33V256H31ZM94 255L96 256V257H99V258H97V259H94V260H92V261H90V258H92V257H94ZM259 255V254H258ZM40 256H41V259H43V260H39L40 259ZM104 256H105V254H104ZM228 256V255H227ZM245 257V256H244ZM257 257V256H256ZM261 257V256H260ZM260 257H257L256 258V263H255V261H254V264H264V261H261V259H260ZM259 258V259H258ZM245 259V258H244ZM253 261H251V263H252ZM126 264H129V261L126 263ZM218 264H229L228 263V261L226 260V257H225V259H223V257L222 256H219V261H218Z\"/></svg>",
  "mask_w": 264,
  "mask_h": 264
},
{
  "label": "snow or ice",
  "instance_id": "snow-or-ice-1",
  "mask_svg": "<svg viewBox=\"0 0 264 264\" xmlns=\"http://www.w3.org/2000/svg\"><path fill=\"white\" fill-rule=\"evenodd\" d=\"M76 3V0H62V2L59 4V7H53L51 12L47 15L46 17V27L45 29L41 32L38 40V46L35 48V51L39 53L42 57H46L47 53L44 51V45L45 42H48L51 45V48L53 51L56 50V44L51 43V41L56 37L57 32H56V20L58 17L62 16L64 13V9L68 7L69 5H73ZM149 3V0H136L134 7L131 8L130 12H128V15L130 17L135 18L137 23L135 24H129L126 21H121L119 22L116 27L110 29V34H109V39L112 41V43L115 46L114 51H105L102 54H97L94 57V65L92 67H89L87 69V72L91 74V80L93 81L92 84V90L95 92L98 87V82L103 79L104 81L110 82L112 86L115 88V90L119 93H123L125 96H128V91L120 87L115 83V75L110 72L109 68L106 67L103 63V61L107 60L110 62H118V61H123L127 63L129 60L132 62H138L136 58V49L140 48L142 45V41L145 38L146 31L150 25V15L149 12L147 11L146 5ZM26 4L28 8H32V0H26ZM255 5L256 7H264V4L261 3V0H255ZM14 5L11 4L10 0L6 6L5 0H0V16H6L7 14L11 13L13 11ZM203 16L205 18L211 19L212 21L215 20V13L217 10V5L215 0H208L206 4L203 5ZM103 14V0H95L94 8L90 13V19H89V27L96 26L98 23V19L100 16ZM245 14H248L246 22L243 23V26L240 28L238 33H233V39L229 44L225 46V51L222 56V61L225 63L226 67L230 70L241 72V68L245 67L248 69H252L254 73L256 74L257 77L261 75V73H264V37L261 35H246V33L249 32L250 26L253 24V21L256 18L255 13L252 11L248 0H242V4L239 8L234 10L231 15L234 17L229 24L231 25H236L240 21L245 19ZM188 23L192 26L191 30L193 33H199V31L202 29L205 35H208L209 33L212 32V29L207 26V23H201L197 24V16L195 12H193L192 15H189L187 17ZM69 23H72L71 20L68 21ZM217 29H221L220 25H216ZM127 29V35L126 38H123L122 41H118L115 39L117 33L120 30ZM229 30L227 27L221 29L219 31V35H224V32ZM260 32L264 33V24H261L260 26ZM182 39L187 40V37H182ZM170 48H176L178 45L175 43H171L168 45ZM246 49L251 57H255L256 60L259 63H250L249 59L247 56L241 54V49ZM228 50H232L234 53L233 55L229 54ZM182 51L190 53L191 57L193 59H196L198 61H201V64L207 63L211 64L213 61V54L210 51H193L191 48V41H188L187 43L184 44ZM169 55H171L169 53ZM0 62L7 63V61L4 59L2 54H0ZM172 68L170 69L171 72H175L176 67L178 66L179 62L175 56L171 57L170 61ZM95 65H99L101 69V74L98 75ZM191 67V66H190ZM198 73H202L204 75H210L208 72L207 68L204 66H200L197 69ZM124 75V79H127V75ZM69 80H71V77H68ZM75 83V81H72ZM82 86V85H81ZM147 87L158 89L159 86L155 84H148L146 85ZM196 87L197 91L203 92L204 89L199 88L198 86ZM79 89H77L78 91ZM169 91L173 93L174 96H179V104L181 107L187 111V106L188 102L184 99L182 95V83L181 81L176 77L175 74L170 75V88ZM208 95L212 96L214 103L219 105V108L223 111L224 114L229 113V107L228 103L225 100H222L220 97L216 96L214 93H208ZM0 96H4V93L0 92ZM59 92L57 91V99H59ZM6 99L9 100H14L17 104L20 105L21 108H24L27 110L28 113L31 114V116L35 117L37 120H39V115L36 111H33V108L30 107L28 104L23 103V101L16 99L14 96H9L6 97ZM86 102L88 103H93V97L88 96L86 98ZM113 102L117 105H119L120 101L116 100L115 97L113 98ZM146 105V102H145ZM36 107L40 109V112H42L46 117H50V108L47 104V102L44 100L43 96H41L36 102ZM143 112L145 115L148 113V108L145 106L142 108ZM195 110V109H194ZM235 112L237 113V118L239 117V114L241 113L240 108H236ZM197 118L200 117V113L196 112ZM79 124V130L81 133H83L84 138L90 144L93 148L96 149L97 152H99V148L97 147L95 135L92 130V126L89 123V121L83 117H77V121ZM199 123V119L196 121ZM240 127V124L238 123V119H229L228 122L224 123L222 127H220L219 131L226 136H228L231 140L234 142L238 143V146L241 149H246L251 155V149H247V145L244 144L242 140L239 139V137L236 134V129ZM39 125H37V131H40ZM119 134L127 140V133L124 132L122 129L117 130ZM261 136H264V131L260 132ZM144 137V130H143V125H141L140 128V138L141 141H143ZM129 147L130 142H129ZM145 151H147V145H144ZM259 154V150H257ZM101 162L103 163V160L101 158ZM53 164L57 165V167L60 170L61 175H63V165L58 164L57 161L53 160ZM143 166V165H142ZM151 167H156L155 164H151ZM262 168H264V165H261ZM6 168L5 161L0 158V171L4 170ZM217 169L213 167L212 171L215 172ZM111 171L113 173L119 172L120 176L123 177L124 179L128 180L132 188H134L136 191H141L139 183L135 180L132 179L131 177H128L124 172L120 171L116 167H112ZM159 171L163 172L165 169L161 168ZM227 171V169H225ZM170 175H175V173H169ZM189 175L190 179L193 181L192 184L190 185L191 188V206L187 208H181V211H186L188 213H193L191 218L187 219L186 225L191 226L187 228L188 235L184 237L183 240H180L179 242L173 243L176 240L175 235L171 233L170 230H165L163 233H161V238L168 242L172 247L169 249H166V255L167 259L165 260V264H174L175 261L180 260L182 253L184 252L188 242H189V237L192 235V228L196 227V215H195V205L197 202L198 198V193H197V184L199 181L192 176L191 173H187ZM113 181H115V177H112ZM9 189H11V182L8 183ZM224 192H227V189H224ZM69 194L65 192L60 198L64 199L65 196H68ZM158 197V204L157 207L155 208V211L159 213L160 217L163 219H166V202L163 198H159V194H155ZM224 198V193L222 192H217L216 196L214 197L212 203L216 206L219 207L221 204V200ZM72 200H75L74 197L71 198ZM68 208L72 207V204L69 203L67 205ZM227 207L231 211H235V209L232 208L231 204H228ZM241 207H246V205H241ZM16 210L19 212V205H17ZM258 212L264 213V208H258ZM47 215L51 218H53L57 222H61V213L59 211H47ZM207 215L211 217L210 223H217L219 220H224L227 221L229 224H231L232 217L230 215H224L217 217L214 214V211L212 209H209L207 212ZM23 219V217H21ZM93 220L96 219V217H92ZM100 221L103 224H109L110 221H106L105 217L103 215L99 216ZM67 227L69 229L75 228V225L73 224L72 220L70 218L67 219L66 221ZM237 226L240 224L247 223V220L241 216L238 217L237 220L235 221ZM177 228L182 227L180 224L175 225ZM257 228H264V224H261L260 222L256 223ZM93 231H96L95 228L92 229ZM103 231H108L107 227L102 228ZM8 235L7 239L8 241H15L16 237L15 235L12 234V230L9 228L8 230ZM223 236L226 237L227 232L222 234ZM39 239V235L36 237ZM87 239V237L85 238ZM215 239V237H213ZM222 242L226 243V239H224ZM250 238L247 232L243 233V240L241 241V247L243 248V255L245 257H250L253 261L256 260V256L252 254V252L249 250L247 247V244L250 243ZM108 241L107 240H101L99 242L95 243V247L97 249H100L102 246L107 245ZM195 247H199V244L195 245ZM261 252H264V249H261ZM153 254L157 257L161 255L159 251H156L155 249L153 250ZM140 259H145L143 256L142 251L141 252H135L130 258H129V264H135L137 260ZM260 259L264 260V255L260 257ZM218 264V262H217Z\"/></svg>",
  "mask_w": 264,
  "mask_h": 264
},
{
  "label": "water",
  "instance_id": "water-1",
  "mask_svg": "<svg viewBox=\"0 0 264 264\" xmlns=\"http://www.w3.org/2000/svg\"><path fill=\"white\" fill-rule=\"evenodd\" d=\"M151 84V83H149ZM147 83L133 82L129 87V92L132 97L144 95L154 88L147 87ZM182 227L177 228L169 223H162L159 226L141 230V229H122L123 242L118 246H115V250L111 254V262L109 264H126L129 258L135 252L143 253L145 259H140L135 262V264H165V260L168 258L166 255V249L172 247L168 242L161 238V233L165 230H170L174 233L176 240L173 243L183 240L185 236L188 235L187 228L191 226L185 225L183 222H179ZM233 224L230 225L227 221L219 220L217 223H205L202 225H197L192 228V233L206 232L209 230H216L219 228L230 229ZM256 240L264 245V232L256 230L255 232ZM159 251L161 255L159 257L153 254V250Z\"/></svg>",
  "mask_w": 264,
  "mask_h": 264
}]
</instances>
